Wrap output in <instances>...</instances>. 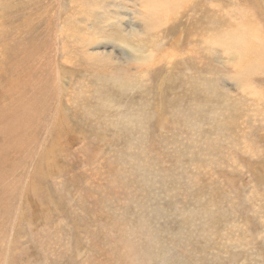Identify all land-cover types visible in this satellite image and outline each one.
Wrapping results in <instances>:
<instances>
[{
    "label": "rangeland",
    "instance_id": "1",
    "mask_svg": "<svg viewBox=\"0 0 264 264\" xmlns=\"http://www.w3.org/2000/svg\"><path fill=\"white\" fill-rule=\"evenodd\" d=\"M7 1L0 0V264H264L254 219L264 211V116H245L237 104L264 107L263 1L198 0L171 12L175 1L160 0L164 21L155 26L150 0ZM170 16L176 20L165 21ZM182 26L177 51L185 47L172 58L163 48L175 51ZM236 26L246 29L238 30L242 47L252 48V72L239 88L217 45L221 31ZM156 60L163 68L150 66ZM176 105L187 112L182 120ZM57 131L61 154L49 144ZM190 133L201 154L192 139L184 144ZM131 148L145 161L132 165ZM204 212L218 218L214 251L200 236ZM238 235L248 241L239 252L227 248Z\"/></svg>",
    "mask_w": 264,
    "mask_h": 264
},
{
    "label": "bare ground",
    "instance_id": "2",
    "mask_svg": "<svg viewBox=\"0 0 264 264\" xmlns=\"http://www.w3.org/2000/svg\"><path fill=\"white\" fill-rule=\"evenodd\" d=\"M9 1L10 0H8L7 1V3H6V5H5V7H7L8 6V4H9ZM23 1V0H22ZM141 1V0H140ZM151 2H152V14H153V20H155V24L153 25V24H150V25H153V26H155L159 21H162L163 20V18H164V16H162V14H160L159 12H162L164 9L162 8V11H161V8L160 7H162V6H160L161 4H162V2H160V0H150ZM149 1V2H150ZM163 1V0H162ZM166 1H170V0H164V2H166ZM175 2H173L172 3V1H170L169 3H170V5H173V7H172V10H170L171 12L172 11H174L176 8H181V7H190V6H199V2H198V0H174ZM199 1H201V0H199ZM263 1V3H264V0H262ZM167 2V3H168ZM182 2V3H181ZM238 2H240V1H238ZM258 2V1H257ZM167 3H164V4H166L167 5ZM230 3H231V1H230ZM211 4L212 5H214V6H216V3L213 1V2H210V4H209V6H211ZM231 4H233V3H231ZM230 4V5H231ZM165 5V6H166ZM169 5V4H168ZM169 5V6H170ZM217 5H218V3H217ZM256 5V4H255ZM262 5V4H261ZM167 7V6H166ZM165 7V10H167V8ZM227 7V6H226ZM160 8V9H159ZM227 8H229V7H227ZM226 8V9H227ZM240 8V7H239ZM242 8V7H241ZM245 8H246V5H245ZM230 9V8H229ZM236 9V8H235ZM259 9V8H258ZM219 10V9H218ZM240 10V9H239ZM243 10V9H242ZM228 11V10H227ZM237 11V10H236ZM62 12H63V10H62ZM170 12V13H171ZM238 12V11H237ZM237 12H235L234 11V15L236 16L237 14ZM242 12V11H241ZM240 12V13H241ZM243 12H244V14H247V15H250V16H252L253 14H251V12L249 11V9H244L243 10ZM143 16H142V18H141V22H140V24H139V26L140 27H143L144 26V18H145V16H146V12L145 11H143ZM226 13V12H225ZM230 13V12H229ZM228 13V14H229ZM231 13H232V10H231ZM239 13V12H238ZM233 14V13H232ZM158 15V16H157ZM150 16H152V15H150ZM222 16V15H221ZM220 16V17H221ZM240 16V15H239ZM219 17V18H220ZM229 17H231V16H229ZM228 17V18H229ZM238 17V16H237ZM255 17V16H254ZM150 18H152V17H150ZM206 18H209L208 16H206ZM227 19V18H226ZM263 19V18H262ZM168 20H170V22H173V21H175L176 20V17H173V16H170V18H167L165 21H168ZM231 20H232V17H231ZM237 20V19H236ZM256 20V19H255ZM258 20V19H257ZM164 21V20H163ZM224 23H226V21H228V19L226 20V21H224V20H222ZM230 21V20H229ZM228 21V22H229ZM148 22V21H147ZM218 22V21H217ZM219 22H221V21H219ZM219 22L217 23V24H219ZM234 22V21H233ZM259 22V21H258ZM257 22V23H258ZM152 23V22H151ZM215 24H216V22H214ZM236 23V22H235ZM149 24V23H148ZM220 24H222V23H220ZM230 24H231V21H230ZM229 24V25H230ZM255 24H256V22H255ZM263 24H264V22H263ZM149 25V26H150ZM162 25V24H161ZM223 25V24H222ZM238 25V24H237ZM148 26V27H149ZM209 26H211V25H209ZM223 26H225V24L223 25ZM226 26H228V23L226 24ZM231 27H232V25H230ZM230 27V28H231ZM151 28V27H150ZM218 28V27H217ZM224 28H226V27H224ZM220 29V30H219ZM245 29V28H244ZM249 29H250V27H249ZM238 30H243V28H241V29H238V27L236 26V27H234V29H226V31H225V29L224 30H222L221 31V28H218V30L216 31V32H214V33H216L217 34V32L219 31H221L222 33L221 34H223L222 36V39L221 40H219V42H217V45H218V48H220L221 49V51H222V54H224L225 56H218L219 58H223V61H224V63H223V65H224V67H226V66H229V68H231V69H233L234 71H235V75L234 76H232V77H229V78H232V84L234 85V86H236V87H241V86H243L242 85V82H243V78L242 77H247V75H250L249 74V72H252L251 71V69H248L247 68V65H246V62L248 61V59L245 61V58H247V56L249 55V50L250 49H252L251 47H246V46H243L242 47V45L243 44H245V42H243V40L241 39V40H239L238 41V38L240 37V35L242 34V32L240 31H238ZM246 30V29H245ZM245 30H243V31H245ZM223 31H224V33H223ZM254 31V30H253ZM253 31H251V32H253ZM259 31V30H258ZM238 32H239V34H238ZM243 33H245V32H243ZM258 33H260V32H258ZM261 33H262V29H261ZM199 34V33H198ZM198 34H196L197 36H198ZM221 34H219V39L221 38ZM263 34V33H262ZM262 34H260V35H262ZM184 35H185V30H184V27L182 26L181 28H179L178 29V32H177V34L175 35V36H173V41H171V44L173 45V47H174V50L175 51H171V52H168L169 51V48L168 47H164L163 48V53L164 54H167V53H170L171 54V56H172V58H176L177 56H179L180 54H181V52H182V50L184 49V47H180V49H179V51H177V49H178V47L180 46V44L179 43H181L182 42V45H183V40H184ZM196 35H194V36H196ZM200 35V34H199ZM208 35V37H210L209 35L210 34H207ZM207 35H206V37H207ZM239 35V36H238ZM245 35H247L248 36V34H245ZM259 35V36H260ZM132 36V34L129 36V37H131ZM156 36V35H155ZM202 36V35H201ZM203 36H204V33H203ZM203 36H202V38H203ZM217 36V35H216ZM247 36H245V37H247ZM128 37V38H129ZM242 37H244V36H242ZM261 37V36H260ZM128 38H126V39H128ZM141 38H143V37H141ZM212 38V37H211ZM254 38V37H253ZM143 39H145V38H143ZM142 39V40H143ZM217 39V38H216ZM140 40V39H139ZM142 40H140V41H142ZM205 40H207V38H203V40L202 41H204L205 42ZM211 40V39H210ZM210 40H208L209 42H210ZM213 40V39H212ZM211 40V43L213 42L214 43V41H212ZM246 40V39H245ZM264 40V39H263ZM133 41V40H132ZM144 41V40H143ZM142 41V42H143ZM217 41H218V39H217ZM247 41V40H246ZM255 41V40H254ZM145 42V41H144ZM72 43V42H71ZM203 43V42H202ZM205 44V43H204ZM206 44H207V46H209L210 44H208V42H206ZM205 44V45H206ZM246 44H248V43H246ZM245 44V45H246ZM137 45H139V44H137ZM134 46L135 47V50H142L141 48H140V46ZM204 45V47H206ZM171 46V45H170ZM215 46V45H214ZM249 46H250V44H249ZM213 47V46H212ZM253 47V46H252ZM211 46H209L208 48H206V50L205 51H207L208 50V52H207V54L209 53V52H211V51H209V50H213V48H211ZM249 48V49H248ZM205 49V48H204ZM216 49V48H215ZM243 49V50H242ZM259 49V48H258ZM263 49V48H262ZM217 50V49H216ZM255 50V49H254ZM254 50H252V51H254ZM214 51V50H213ZM212 51V52H213ZM220 51V50H219ZM263 51V50H262ZM153 51H150V50H148V54L146 55L147 56V59L146 60H150V59H152V57L153 56H155V55H153L154 53H152ZM212 52H211V54H209V55H212ZM218 52V51H217ZM255 54H257V51L255 50ZM216 53V52H215ZM261 53V52H260ZM251 54V53H250ZM261 55V54H260ZM212 56H214V55H212ZM260 57V56H259ZM264 57V56H263ZM157 58V57H156ZM158 59V58H157ZM258 59V58H257ZM153 60V59H152ZM159 62L160 61H158V60H156V61H154V62H152L151 63V65L150 66H152V65H155V69H161V68H163L160 64H159ZM169 63V62H168ZM245 66V68H243ZM256 68V67H255ZM246 70H247V72H246ZM261 71V70H260ZM63 74H65V72H62V74H60L61 75V78H58V85L59 86H63V82L62 81H60V79H65L66 77H64V75ZM231 81V80H230ZM258 84V83H257ZM123 87H128L129 86V84H124V85H122ZM252 90V89H251ZM255 90V89H254ZM253 90V93H254V95L257 93V91H254ZM263 91V90H262ZM242 93V92H241ZM262 93V92H261ZM249 95H251V94H249ZM235 96V95H234ZM240 96H244V93L242 94V95H240ZM248 96V95H247ZM258 96V95H257ZM256 96V97H257ZM262 96V95H261ZM252 96H250V98H251ZM254 98V97H253ZM253 98H251V99H253ZM262 98V97H261ZM244 99H245V97H244ZM249 99V97L246 99V100H248ZM238 100H242V98L241 99H239V97H238ZM237 99H235V101H236V103H237V101H238ZM246 100H244V101H246ZM85 101V100H84ZM256 102H258V100L256 99L255 100ZM82 102V101H81ZM243 102V101H242ZM250 102H252V101H250ZM255 103V102H254ZM260 103V102H259ZM238 106L240 107V108H242L243 110H244V112H242L243 113V115H248V117H249V115L251 114V112H255V114L256 113H258L259 111H260V115H263L264 116V107H262L261 108V110H259V105L256 107V109H255V107H250V108H245V107H243V103H240L239 101H238ZM258 104V103H257ZM261 104V103H260ZM81 105H82V103H81ZM163 104H162V102H161V106H160V109L161 110H163ZM174 110L178 113V119L177 120H182L185 116H186V114H187V112L186 113H183V112H185V111H180L179 110V107L176 105L175 107H174ZM178 110V111H177ZM242 110V111H243ZM67 111H68V109H67ZM59 112H60V110H57V113L59 114ZM65 112H64V110L62 111V113H61V115H60V117H61V120H60V123L61 124H63V122H64V120H63V117H64V114ZM181 113L182 114H184L183 115V117H181L180 115H181ZM259 115V114H258ZM233 116V115H232ZM257 116V115H256ZM234 117V116H233ZM258 119V118H257ZM256 119V120H257ZM160 121H158L157 122V124L158 125H160ZM58 129L59 130H61V129H63V127H61V126H59L58 127ZM57 129V130H58ZM59 134H61V132L60 131H57L56 133H55V135H54V137H52V140L49 142V144H50V146H51V148L52 149H55L57 152H58V154L60 153L59 152V150L60 149H63L62 151H61V153H64L65 152V146H64V144L61 142V140H59L58 139V137L59 136H57V135H59ZM170 134V133H169ZM168 134V135H169ZM190 136H193L194 135V133H190L189 134ZM167 137V136H166ZM179 138V137H178ZM214 138V137H213ZM180 139H182V138H180ZM191 139H192V144H193V149H194V147H196V146H194V143H193V141H194V139H195V137L193 136L192 138L190 137V138H184V144H187V142L186 141H191ZM237 139V138H236ZM74 141V140H73ZM219 141H221V140H219ZM57 143V144H56ZM85 143V142H84ZM232 143V142H231ZM235 144H237V143H235ZM66 145V144H65ZM185 146V145H184ZM68 148V147H67ZM58 149V150H57ZM210 151H211V153L210 154H207V153H204L205 154V156H207L208 157V159H204V161H206V163H209V161H210V159H211V157H212V155H213V151H212V149H209ZM194 151L195 152H197L198 154H201V152L200 151H196L195 149H194ZM60 153V154H61ZM202 153H203V151H202ZM44 154V153H43ZM129 155H130V157H131V160H130V163L132 164V165H135V164H141L139 161H138V159H140L141 160V162H143V161H145V157H144V155L143 154H140L139 155V157H137V156H135V152H134V149H132L131 148V150L129 151ZM45 157V156H44ZM203 159V158H202ZM259 167H261L260 165H259ZM203 168V167H202ZM110 169V168H109ZM209 169V168H208ZM83 170V169H82ZM124 171H126L127 169L125 168V169H123ZM108 171H112V170H108ZM260 172H262V169H261V171ZM260 175H258V177H259ZM190 183V182H189ZM198 184H199V182H198ZM250 185V184H249ZM199 186H201V184L199 185ZM199 186H197L198 187V189H199ZM255 186V185H254ZM66 187V186H65ZM203 188V187H202ZM263 189V188H262ZM195 193L196 192H198V194L200 193H202V192H199V190H195L194 191ZM68 193H69V190H68ZM194 193V194H195ZM251 193V192H250ZM254 193V192H253ZM254 195L255 196H257L258 194H257V191H255V193H254ZM195 196H198V195H195ZM200 196V195H199ZM259 198V197H258ZM249 200V199H248ZM251 200H252V198H251ZM255 201V200H254ZM257 201V200H256ZM257 203V202H256ZM258 205V204H257ZM259 206V205H258ZM261 209V206L260 207H257L256 208V210H258V211H261L260 210ZM253 214V213H252ZM205 215V212L203 213V216H199V218H200V220L202 221V223H203V228H202V230H201V233H200V236L204 239V244H205V248H204V250H207V249H212L213 251L216 249V248H214L213 249V247H214V237H213V235H212V233L210 232V226L212 225V226H214V225H216L217 223H215L216 221H218V218L216 217V216H204ZM260 215H262V216H258V215H255L254 217L252 216V219L254 218L255 219V221H256V219H258V222L256 223L255 221V223H256V225L257 224H260V227H261V229H260V234L258 235V237H257V239H263L264 238V211L262 212L261 211V214ZM70 216V215H69ZM206 218H207V220H206ZM251 219V220H252ZM154 221V220H153ZM234 222L236 223V221L234 220ZM259 222H261V223H259ZM239 223V222H238ZM245 224V223H244ZM76 226V225H75ZM241 226V225H240ZM239 226V227H240ZM75 228V230H77V228L76 227H74ZM243 228V227H242ZM245 228V227H244ZM238 230H240V229H238ZM241 231V230H240ZM243 233V232H242ZM245 233V232H244ZM231 234V233H230ZM229 234V235H230ZM238 234V233H237ZM226 235L228 236V232H226ZM239 237H238V240H237V242L235 241V239H234V241L236 242V244L234 245V246H230V245H232L233 244V242L232 241H230V240H228L227 239V245H229V246H227V248L228 247H232L231 248V250H234V251H238L239 250V248L240 247H238V246H242V247H245L244 246V244L246 243V242H248L247 240H246V238H244L242 235V237L240 236V235H238ZM247 236H249V235H247ZM230 237H231V235H230ZM242 238H243V240H242ZM248 238H250V236L248 237ZM212 239V240H211ZM232 239V238H231ZM253 239V238H252ZM248 240H250V239H248ZM252 241H255V239L254 240H252ZM224 243H226V240L225 241H223ZM221 244H222V242H220ZM216 244H219V242L218 243H216ZM252 244H253V242H252ZM246 245V244H245ZM218 246V245H217ZM222 246H223V244H222ZM251 246V245H250ZM250 246H248V248L250 247ZM253 246V245H252ZM262 246V245H261ZM142 249H144V248H142ZM221 249V248H220ZM237 249V250H236ZM141 250V249H140ZM252 250H254V249H252ZM261 250V249H260ZM260 250H257V251H259L260 252ZM208 251V250H207ZM240 251V250H239ZM238 251V252H239ZM248 251H250V250H248ZM142 252V251H141ZM209 252H212L211 250L209 251ZM236 253V252H235ZM237 255H238V253H237ZM252 255L257 259V252H255V250H254V253H252ZM253 256H252V258H253ZM210 257V256H209ZM252 258L250 257V259H249V261L251 262V260H252ZM259 260H261V258L259 259ZM220 261H222V260H220ZM253 261V260H252ZM264 261V260H263ZM241 264H244V263H246V262H240ZM239 263V264H240ZM257 264V263H256Z\"/></svg>",
    "mask_w": 264,
    "mask_h": 264
}]
</instances>
